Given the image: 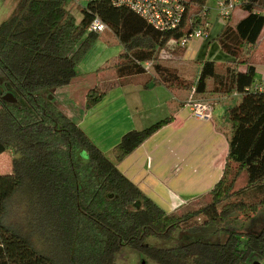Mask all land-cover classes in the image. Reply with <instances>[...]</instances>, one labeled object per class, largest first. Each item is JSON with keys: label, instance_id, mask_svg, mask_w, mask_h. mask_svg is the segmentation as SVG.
Masks as SVG:
<instances>
[{"label": "trees", "instance_id": "trees-1", "mask_svg": "<svg viewBox=\"0 0 264 264\" xmlns=\"http://www.w3.org/2000/svg\"><path fill=\"white\" fill-rule=\"evenodd\" d=\"M68 1L18 0L0 24V154L11 152V173L0 174V264H116L123 247L157 264L264 260V81H258L250 57L264 29V0H243L236 7L245 15L234 24L230 15L215 38L230 59L202 61L195 79L157 59L162 51L183 55L184 47L167 43L209 22L207 0H183L180 24L165 32L113 0L84 1L77 20ZM96 15L122 46L114 64L119 78L145 74L144 87L161 84L172 93H192L194 100L240 95L225 115L228 153L210 201L167 213L49 100L75 76L99 38L101 33L88 31ZM111 85L90 89L87 108ZM7 92L15 102L2 99ZM170 120L124 133L112 149L114 159H124ZM242 173L247 183L234 189ZM243 221L250 226L239 230ZM208 226L222 235L220 240L169 248L145 243L176 232L202 233Z\"/></svg>", "mask_w": 264, "mask_h": 264}, {"label": "crops", "instance_id": "crops-1", "mask_svg": "<svg viewBox=\"0 0 264 264\" xmlns=\"http://www.w3.org/2000/svg\"><path fill=\"white\" fill-rule=\"evenodd\" d=\"M17 1L12 0L11 11ZM235 12L240 18L245 15L241 8H235L230 18L233 24ZM224 23L216 14L213 24H210H215L216 30L220 28L211 37L212 41H216ZM211 34L210 26L206 38L192 39L185 47L180 57L183 69L186 71L190 63L194 65V74L188 77L197 78L202 61H216L214 57L208 56L209 49L213 47L208 41ZM111 35H99L95 50L76 66L75 76L67 85L53 90L48 98L147 197L167 213L177 212L203 195H209L220 180L228 153L229 126L225 115L240 95L231 93L228 96L202 99L211 103L212 118L199 119L192 114L187 104L189 92L172 93L161 84L144 87L147 80L145 74L126 78L116 76L114 64L118 55L115 46L119 42ZM205 46L207 53L202 55L200 53ZM226 55L220 61H228L230 57ZM251 61L257 68L258 81H264V64L258 65ZM111 83L101 101L88 109L87 92L97 85L104 88ZM167 117H171V120L133 152L121 161L114 159L112 149L124 133L141 130ZM8 153L11 154L10 151L0 154V174L11 173V156Z\"/></svg>", "mask_w": 264, "mask_h": 264}, {"label": "rangeland", "instance_id": "rangeland-1", "mask_svg": "<svg viewBox=\"0 0 264 264\" xmlns=\"http://www.w3.org/2000/svg\"><path fill=\"white\" fill-rule=\"evenodd\" d=\"M84 1H86V0H80L79 2L70 1L69 0L67 2L68 8L70 9L71 13L76 17L77 20H80L82 18V14L78 10V7L82 6V4L85 3ZM11 3H12V0H0V24L10 14V12H11ZM207 6L209 7L208 15H209L210 23L213 24V20L215 19L216 14H218L217 6H216L215 2H213L212 0H208L207 1ZM239 19H240V16L238 15L237 12H235L233 14V16H232V21L236 22ZM211 24H210V26H211L212 34H211L210 38L208 39V41H210L213 44V47H212V49H209L208 56L209 57H211V56L214 57V59H216V62H222L220 60L222 59L223 55H225V53L221 49H219V45H218L217 41H212L211 40V37L218 32L220 27L216 30V25L214 24L212 26ZM103 33L104 34L105 33L112 34L108 30H105L101 34H103ZM207 36L208 35H206L203 38H206ZM98 40L99 39H97L96 42L93 44V46L89 50L88 54H90L93 50H95V47L98 44ZM113 47H114V45L111 46V48H113ZM115 50H116V53H117L116 56L119 55V53L122 51L121 44H117L115 46ZM163 53H165V52H163ZM163 53L159 56V59H157V61L165 63V64H168V65H170L172 67L178 68L180 74L183 75V76H190V75L194 74V65H193V63H190V65L187 67V69L185 71L183 69V67H184L183 65L184 64H182V62L180 61L182 56H181V58L180 57L179 58L175 57V56H173L172 51L167 52L168 55H166V54L163 55ZM205 53H207L206 52V46L203 47V49H202L200 54L205 55ZM215 55H217V56H215ZM116 56H114V57H116ZM250 57H251V60H253L254 63H257L258 65L264 64V30L262 32L261 39H260L259 43L257 44L256 47L253 48L252 53L250 54ZM200 59L201 58H199V61L201 62L202 60H200ZM83 61H84V59L81 60L80 62L82 63ZM178 62H180V64ZM151 71H152V68H151ZM2 78L4 79V75L2 74V71L0 70V89L4 86V82H2L3 81ZM202 101H204V100H202ZM205 102L209 103V101H205ZM209 104H211V103H209ZM8 155L11 156L10 153H8ZM230 177H231V175H230ZM246 183H247V176H246L245 173H242L240 175V177L237 179L236 183L234 184V189H239V188L245 186ZM203 196L204 197H202L199 200L191 203L187 207L180 208L179 210H177V213H184V212H186V211H188V210H190L192 208H195L197 205H199V203L203 204V203H206V202L210 201V199H211L210 195L206 194V195H203ZM250 222L251 221H249V222L243 221V223H244L243 225L244 226L238 224L239 230H241V227H242V229H247V227L250 226ZM221 236L222 235L220 233H216L214 231L213 226H208V227L203 229L202 233L189 234V233L176 232L168 239H157V238H154V237H150V238L145 240V243L148 244V245H151V246H155V247L169 248V247H176V246H179L181 244L187 243V242H189L191 240H197V239H202V240H205V241L216 242V241L221 239ZM254 262H256L257 264H264V260H262V259L261 260H256ZM116 264H157V263H155L154 261H152V260H150L148 258H145L144 256H141L139 253H137L136 251H134V250H132V249H130L128 247H123L120 250V252L116 255Z\"/></svg>", "mask_w": 264, "mask_h": 264}, {"label": "built area", "instance_id": "built-area-1", "mask_svg": "<svg viewBox=\"0 0 264 264\" xmlns=\"http://www.w3.org/2000/svg\"><path fill=\"white\" fill-rule=\"evenodd\" d=\"M79 2L80 0H72ZM87 1V0H86ZM217 6L219 17L225 22L232 14L233 10L243 2V0H213ZM117 6H125L132 10L135 14L143 18L154 29L158 31L175 30L180 24L184 15L183 0H113ZM209 10L206 9L205 12ZM210 22L199 25L191 30L178 40H169L167 45H179L186 47L191 39L203 38L208 34ZM107 25L100 19L99 16H94L89 24L88 31L94 33H102L107 30ZM164 51H162L163 53ZM151 63H144L145 68H148ZM258 90H263L262 85L257 86ZM192 114L199 119L212 118V105L202 100L192 99V93L187 101Z\"/></svg>", "mask_w": 264, "mask_h": 264}, {"label": "water", "instance_id": "water-1", "mask_svg": "<svg viewBox=\"0 0 264 264\" xmlns=\"http://www.w3.org/2000/svg\"><path fill=\"white\" fill-rule=\"evenodd\" d=\"M2 99L5 100V101H7V102H15L16 101L15 96L12 93H10V92L5 93L2 96ZM254 264H257V263L254 262Z\"/></svg>", "mask_w": 264, "mask_h": 264}]
</instances>
